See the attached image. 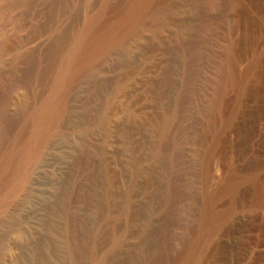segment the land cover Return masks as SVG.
Returning <instances> with one entry per match:
<instances>
[{
    "label": "rangeland",
    "instance_id": "1",
    "mask_svg": "<svg viewBox=\"0 0 264 264\" xmlns=\"http://www.w3.org/2000/svg\"><path fill=\"white\" fill-rule=\"evenodd\" d=\"M229 2L213 0V6L206 9L210 24L204 30L207 38L198 40L202 43H189V31L179 21L154 26L128 47L118 68L122 77L117 86L109 83L116 71H101L97 80L105 85L88 99L87 80L81 78L77 82L74 111L64 133L51 139L36 159L24 188L0 214V264H92L99 258L105 260L104 264H151L147 256L152 241L161 237L167 244L172 239L171 245L181 231L178 220L171 221L159 210L170 131L179 125L188 126L196 118L198 128L193 135L198 140L203 121L212 120L214 130L223 127L217 139L219 161L211 176L217 178L238 170L258 176L264 184V64L260 73L248 79L253 83L252 91L242 95L235 111L237 91L228 88L221 92V85L231 78L230 74L238 75L256 60L264 62V10L252 9L258 38L253 46L246 45L243 50V25L237 24L230 37L227 18L239 15L240 19L245 6L243 0ZM104 3L105 0H0V50L7 49L0 58V89L12 71L37 74L44 68L47 82L36 99L41 102L51 93L62 57L55 50V41L64 39L63 50L67 52L73 40L102 13ZM34 32L37 34L23 48H14L19 36ZM235 56H240V60ZM23 89L18 92L20 99L30 90ZM219 97L221 110L217 108ZM203 109L206 114H202ZM226 119L230 122L223 126ZM1 136L0 160L7 146ZM189 145L188 154L195 161L194 187L200 194L198 161L203 146L195 142ZM106 168L113 177L110 183L105 181ZM88 171L98 179L96 203L99 194L111 191L107 204L111 217L99 228L100 211L93 202L81 198L88 184ZM69 182L73 183V195L66 194ZM182 187H178L180 192ZM254 194V187L247 186L242 204L219 236L220 252L212 264H264V204L258 203ZM182 199L181 196L176 204L180 205ZM106 227H113L114 234L105 236L102 229ZM80 229L85 232L86 241L78 251L80 248H75L70 235Z\"/></svg>",
    "mask_w": 264,
    "mask_h": 264
},
{
    "label": "bare ground",
    "instance_id": "2",
    "mask_svg": "<svg viewBox=\"0 0 264 264\" xmlns=\"http://www.w3.org/2000/svg\"><path fill=\"white\" fill-rule=\"evenodd\" d=\"M235 1L241 3V0H230L229 3H234ZM212 2L213 0H105L102 13L73 40L67 52L64 53L63 50L64 39H56L55 50L62 57L57 63L55 78L50 88L51 93L45 96L41 102L37 103L36 99L47 82L46 69L43 68L37 74H31L30 71H12L8 73L0 89V134L2 135L1 141L4 139L7 144L0 160V214L3 211L5 212V209L10 206L13 197L24 188L36 159L47 148L51 139L64 133L68 120L74 111L76 103L74 89L77 82L81 78L87 80L88 99L97 95L100 92V86L105 85L104 82H101L103 85L100 84L97 78V73L101 71H114V74L116 71V76H112L113 80H110L111 82L109 83L117 86L122 77L121 73L118 72V68L125 58L128 47L145 30L154 26H163L171 21H179L181 27L189 31V43L197 42L202 38L205 39L206 35L204 34L207 31L205 33L204 30L210 24V19L205 14L207 13L206 9L212 5ZM229 3L226 5L229 6ZM238 5L241 6V4ZM242 6H245V10L243 9L242 14L239 13L240 19H238L239 15L236 18L232 15L233 17H229L230 19L227 18L230 23L227 25H230L228 30L230 37H233V31L236 29L237 24L243 25L244 50L246 45L253 46L257 41L258 34L254 33L255 14L252 9L262 12L264 10V0H243ZM237 7L235 5V8ZM108 12L109 16L107 17L106 14ZM238 12L241 11L239 10ZM199 17L201 18L200 21ZM226 22L228 21L226 20ZM36 34L34 32L31 35L19 36L13 45L14 48H23ZM6 52L7 49H1L0 58ZM193 55L195 54L193 53ZM235 57L240 60V56ZM235 62L239 64L238 61L234 60ZM263 64V60H256L249 64L245 70H241L238 75L232 76L230 74L231 78L229 80L226 79L227 81L224 80L226 82L221 85V92L226 91L228 88H234L237 91L234 111L242 95L245 96L252 91L253 83L249 82L248 79L253 74L260 73ZM33 84L35 86L31 89ZM106 84H108V81ZM23 88L26 90L30 88V90L26 97L20 99L18 98V92H21L19 90ZM218 101L219 105L217 108L221 110L220 97ZM216 104L213 107H216ZM204 109L203 112L207 108ZM234 111L231 113L233 114ZM202 114H206V112ZM230 116L229 118L231 119ZM198 117L200 118L201 116ZM207 117H209L208 114ZM201 118L204 119L203 117ZM205 119L207 120L206 117ZM230 119H226L222 125H228ZM197 121H199L198 118L188 126L179 125L172 132L170 131L171 141L167 150L168 161L164 176L166 182L159 210H161L162 216H167L171 221L178 220L181 231L176 234V241L171 245H169V242L172 239L167 244L163 240L164 238L160 240L161 237L152 241L150 253L147 256L150 257L151 264H212V259L217 256L219 251V236L222 235L221 232L229 218H231L230 216L235 213L239 204H242L241 197H244L246 187H254L255 200L260 204H264V184L258 176L238 170L226 172L221 176H217V178L216 175L215 177L211 176L212 168L213 166L215 168L218 160L219 146L217 147V139L220 138V130L223 127L221 125V129L218 126L217 130H214L215 127L214 125V128L212 127V120L203 121L204 128H201L203 123L201 126L199 124V128L204 131H199L202 136L198 140L193 135V131L197 127ZM194 142L196 145L199 144L201 148L203 146L201 157H199L198 161L201 165L200 180L202 187L200 194H198L199 192L197 193L194 187L195 170L193 165L195 161L188 154L189 143L192 144ZM88 163L91 166L93 162L89 159ZM86 179L88 184L81 198L85 201L93 202L95 208L100 211V215H97L100 217L97 220V224H100L97 225L99 228V226L102 227V223L104 224L111 217L107 208V204L111 200V191L107 189L101 195L99 194L100 199L96 203L94 199L98 184L96 174L88 171L86 172ZM112 180L113 177L106 168L105 181L110 183ZM72 182H69L66 194L73 195L71 190ZM180 185H184L181 188H184L181 192L178 188ZM181 196L183 197V202L177 205L176 202ZM97 210L96 213H98ZM102 230L105 236L106 234H114L113 227H106ZM70 236L75 248L79 247L80 249L77 248L78 251L81 250L86 241L85 232L80 229V232ZM72 243L70 242L71 245H73ZM93 245L95 246V244ZM94 246L91 248H94ZM104 261V259L100 258L94 259L92 264H104ZM145 264L150 263L146 262Z\"/></svg>",
    "mask_w": 264,
    "mask_h": 264
}]
</instances>
